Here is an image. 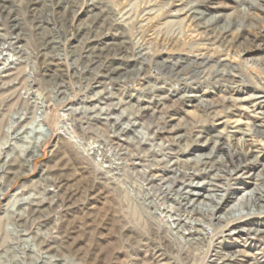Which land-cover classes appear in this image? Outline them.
Instances as JSON below:
<instances>
[{
	"label": "rangeland",
	"instance_id": "rangeland-1",
	"mask_svg": "<svg viewBox=\"0 0 264 264\" xmlns=\"http://www.w3.org/2000/svg\"><path fill=\"white\" fill-rule=\"evenodd\" d=\"M262 164L264 0H0V264H264Z\"/></svg>",
	"mask_w": 264,
	"mask_h": 264
},
{
	"label": "bare ground",
	"instance_id": "bare-ground-1",
	"mask_svg": "<svg viewBox=\"0 0 264 264\" xmlns=\"http://www.w3.org/2000/svg\"><path fill=\"white\" fill-rule=\"evenodd\" d=\"M249 14V13H248ZM228 18H230V16L228 17ZM97 51V50H96ZM13 117H12V122H16L17 120H19V119H22L23 118V111L22 112H17V113H15V114H13L12 115ZM42 122H40L39 123V121L37 122V120L36 121H34L33 123H31V127H28V128H31L30 129V131L28 132V134L29 135H35V136H37V139L38 140H41L42 138H43V133H44V131L40 128V126L41 127H43V125L41 124ZM11 125V124H10ZM36 125V126H35ZM35 126V127H34ZM10 127V126H9ZM26 128V127H25ZM27 129V128H26ZM124 130V129H123ZM21 131H22V133L24 132V130H20V133H21ZM5 143H6V140H5ZM41 143V142H40ZM36 147V146H35ZM37 148V147H36ZM27 150V149H26ZM35 150V149H34ZM32 151V150H31ZM36 151V150H35ZM34 153V152H33ZM36 153V152H35ZM35 155V154H34ZM34 155H31L30 157H29V159L31 158V157H33ZM256 158V157H255ZM28 159V160H29ZM256 161H257V163H258V159H256ZM222 162H224L223 163V165L224 166H222L223 167V171H226V170H228V168H229V166H231V162L230 161H227V160H223ZM254 162H255V160H254ZM253 162V163H254ZM219 163H221V162H218V164ZM31 164H32V160H30L29 161V166H31ZM216 164V163H215ZM221 165V164H220ZM4 167V166H3ZM242 167V166H241ZM262 167H263V170H264V164H262ZM239 169V168H238ZM212 170V169H211ZM239 170H241V169H239ZM233 171V170H232ZM227 172V171H226ZM260 176V175H259ZM257 177V176H256ZM252 178V177H251ZM253 179V178H252ZM213 185H215V184H213ZM211 191L212 190H214V189H210ZM263 197H264V195L260 192V191H258V192H256V191H251V192H249V193H247L246 195H244V197L243 198H241L240 200H238L236 203H234V204H232L231 206H230V208L228 209V210H226L225 212H224V214L223 215H221L219 218H218V222H220L221 224L222 223H226V222H228L229 220H231V221H234V220H236V221H240V220H244V219H246L247 220V216H249V217H253V216H257L258 214H260L261 212L260 211H263L264 212V201H262L263 203H260V201L263 199ZM205 198L206 199H212V200H214V201H216V197L214 196V195H206L205 196ZM218 198V197H217ZM219 198H221V197H219ZM222 200H223V197L221 198ZM246 199V200H245ZM220 200V199H219ZM245 200V201H244ZM211 201V200H210ZM213 201V202H214ZM218 202V201H217ZM219 203V202H218ZM203 204V203H202ZM258 204V205H257ZM212 205V204H211ZM204 206V205H203ZM205 206H207V211H209L210 210V208L208 207V205L206 204ZM202 208V207H201ZM200 207H198V208H195L196 210H197V212H200V213H202V212H204V210H202ZM214 208H215V206H214ZM201 209V210H200ZM212 209V208H211ZM206 211V212H207ZM218 217V216H217ZM230 222V221H229ZM250 230H253L252 228L250 229ZM254 231H257V232H263V230L261 231V229L260 230H254ZM233 260L234 259H232V258H226L225 259V261L227 262V263H233Z\"/></svg>",
	"mask_w": 264,
	"mask_h": 264
}]
</instances>
